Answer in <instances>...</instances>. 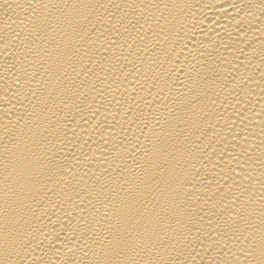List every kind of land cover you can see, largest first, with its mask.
<instances>
[{
    "label": "bare ground",
    "instance_id": "1",
    "mask_svg": "<svg viewBox=\"0 0 264 264\" xmlns=\"http://www.w3.org/2000/svg\"><path fill=\"white\" fill-rule=\"evenodd\" d=\"M0 264H264V0H0Z\"/></svg>",
    "mask_w": 264,
    "mask_h": 264
}]
</instances>
